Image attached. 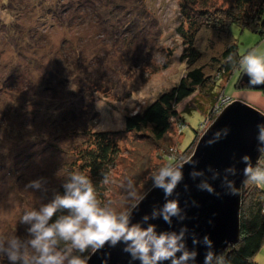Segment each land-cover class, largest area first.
Wrapping results in <instances>:
<instances>
[{"label":"rangeland","instance_id":"374dc122","mask_svg":"<svg viewBox=\"0 0 264 264\" xmlns=\"http://www.w3.org/2000/svg\"><path fill=\"white\" fill-rule=\"evenodd\" d=\"M59 1L0 0V242L6 245L14 237L31 238L22 215L50 202L69 181L73 160L68 152L63 155L68 136L81 137L78 133L88 129L120 133L104 205L122 212L134 203L128 181L138 194H147L151 176L190 157L219 115L206 113L212 106L207 87L176 107L181 119L173 120L161 141L122 133L127 116L141 113L188 71L177 30L187 29L180 0H91L94 6L88 0ZM190 1L224 16L235 0ZM225 25L223 32L213 24L201 27L198 66L215 81L216 100H228L225 107L241 100L264 113V93L242 86L240 70L219 72L225 63L221 55L234 41L242 57L253 49L264 54V38ZM261 158L256 167L264 168ZM40 178L46 190L26 187ZM255 186L264 189L249 180L243 188L250 193ZM254 261L264 264V245Z\"/></svg>","mask_w":264,"mask_h":264},{"label":"clouds","instance_id":"9594fccd","mask_svg":"<svg viewBox=\"0 0 264 264\" xmlns=\"http://www.w3.org/2000/svg\"><path fill=\"white\" fill-rule=\"evenodd\" d=\"M228 59L233 61L231 56ZM238 66L249 77L250 85H264V54H260L257 49L250 50L238 60ZM257 129L258 151L264 152V124L258 125ZM223 134L227 135V129L223 130ZM220 136L221 133H215V139L209 143L215 142ZM185 163L195 167V162L188 157L180 163H167L151 176L153 188L163 191L165 203L158 209L154 208L151 215L143 216L141 222L137 223L132 222V213L146 194H138L131 180L128 181L127 190L128 197L134 203L126 210L116 212L110 206L102 205L87 176L72 174L69 181L62 185V195L57 193L38 210H29L22 215L20 223L27 226V234L31 238L21 240L14 237L7 245L0 242V254L7 257L9 264H87L89 257L84 253L95 252L105 245L115 247L123 244V251L131 260L139 261V264H191L197 253L187 248L186 227H181L179 232H158L156 225L149 223L150 220L162 218L171 226L173 218L181 222L185 219L179 199H169L184 178L182 169ZM241 163L246 165L243 171L249 181L264 185V168H253L247 156L241 158ZM208 171L212 173V180L220 177L215 170L210 168ZM224 171L222 186L228 189L229 194H235L234 181L228 177L236 175V168L232 166ZM190 176L195 180L204 177V172L192 171ZM45 184L46 180L40 178L30 181L26 187L33 191L46 190ZM197 188L218 195L207 179H202ZM197 243L199 241L193 239V244ZM203 244L209 249L204 264H223L222 258L216 257L211 251L213 244L207 236L203 238Z\"/></svg>","mask_w":264,"mask_h":264},{"label":"trees","instance_id":"16d2710c","mask_svg":"<svg viewBox=\"0 0 264 264\" xmlns=\"http://www.w3.org/2000/svg\"><path fill=\"white\" fill-rule=\"evenodd\" d=\"M62 1L60 0L59 2ZM86 2L87 4L92 3L91 0ZM192 4L193 1L190 0L179 1L183 15L186 17L185 23H187L186 31L182 26L177 29L184 43L181 60L187 64V73L176 86L160 94L141 113L127 116L125 118L124 132L122 133H134L136 137L151 139L155 142L161 141L172 129L173 120L176 118L181 119L176 107L197 91L199 92L207 87L208 89H205L204 92L211 91L209 93L210 96H207H209L212 106L206 113H212V110L219 105L221 100H216L217 95L213 92L214 88L212 85L215 84V81L206 78L203 70L198 66L201 55L196 48V37L201 27L213 24L212 28L223 32L226 26L225 23L227 25L234 24L241 30L249 29L253 33L258 34L261 39L264 38V0H235L225 10L224 16L216 14L214 10L213 12L209 9L205 10L201 4L197 6ZM91 5L94 6V3ZM4 39H6V36H4ZM5 41L8 42V40ZM221 56L225 60V63L221 64L222 68H219V72L223 71L224 76L234 70H240L241 74L244 72L238 66V60L241 57L237 53L235 41ZM230 56L233 57V61H229L228 58ZM66 63L64 62L66 67L62 66L70 69V65ZM53 78H56V76L54 75ZM47 83H49L50 88H53L55 84L51 81H47ZM237 84L238 81L236 86ZM17 111L22 112L23 110L18 109ZM200 111L204 113L202 108ZM78 134H82V136L78 138H75L76 135L74 137L68 136L66 141L69 150H63V155L66 156L68 152L70 158L73 160L69 169L71 175L82 174L87 176L96 190L98 199L104 205V201L106 200L105 179H107L108 169L114 163L120 151L118 145L120 133L108 131L96 132L88 129ZM196 137L195 135L187 148L192 145ZM261 157L263 159L264 154ZM57 193L62 195L63 187L55 192V194ZM263 203V188L255 186L250 193L243 188L240 214V240L237 245L230 247L219 257L222 258L223 264H257L254 259L264 245ZM55 218L53 217V219ZM91 253V251H88L84 255L89 257ZM0 263L9 264L7 257L3 254H0Z\"/></svg>","mask_w":264,"mask_h":264},{"label":"water","instance_id":"95a60500","mask_svg":"<svg viewBox=\"0 0 264 264\" xmlns=\"http://www.w3.org/2000/svg\"><path fill=\"white\" fill-rule=\"evenodd\" d=\"M239 81L242 86L250 90L264 92V85H250L249 77L245 73L241 74ZM261 124H264V113L250 104L237 100L226 106L199 138L190 156L195 162V167L187 163L183 165L184 178L178 184L173 197H169V199H179V206L183 210L185 219L181 222L173 218L171 226L162 218L149 221L156 225L158 232H179L181 227L188 229L187 248L197 253L195 261L191 264H204L205 254L209 251L203 244L205 236L212 241L211 251L218 258L230 247L238 244L241 236L242 189L248 180L243 171L246 165L241 163V158L249 157L253 168L258 165L264 153L258 151L260 145L257 141V126ZM225 129L227 135L223 134ZM217 132L221 133L220 138L209 143L215 139L214 134ZM232 166L236 168V175H229L228 179L234 181L235 194H229L228 189L222 186L224 170ZM210 168L220 174L218 179H211L212 173L208 171ZM192 171H202L204 177L194 180L190 176ZM202 179H207L218 195L199 190L197 185ZM164 203L163 191L152 187L145 199L133 211L132 222H141L143 216L151 215L154 208L158 209ZM193 239L199 243L194 245ZM123 247V244H117L115 247L105 245L88 258L87 264H139V261L131 260V257L123 251Z\"/></svg>","mask_w":264,"mask_h":264},{"label":"built area","instance_id":"2783aa9c","mask_svg":"<svg viewBox=\"0 0 264 264\" xmlns=\"http://www.w3.org/2000/svg\"><path fill=\"white\" fill-rule=\"evenodd\" d=\"M228 103V100L220 102L219 105H217L213 110L212 114L216 113L217 115L221 113V110L225 107V105Z\"/></svg>","mask_w":264,"mask_h":264}]
</instances>
